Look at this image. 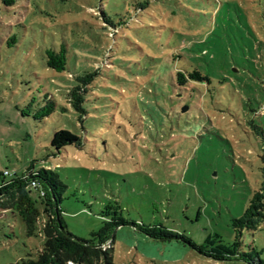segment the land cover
I'll use <instances>...</instances> for the list:
<instances>
[{
	"label": "rangeland",
	"instance_id": "374dc122",
	"mask_svg": "<svg viewBox=\"0 0 264 264\" xmlns=\"http://www.w3.org/2000/svg\"><path fill=\"white\" fill-rule=\"evenodd\" d=\"M63 46L58 72L46 52ZM192 65L212 82L180 85L177 68ZM85 71L94 76L80 120L67 92ZM62 128L82 145L57 153ZM32 163L68 186L60 207L76 237L91 239L117 202L127 221L190 240L123 225L107 242L116 264H264V223L243 231L250 262L235 257L233 227L264 173V0H0V174ZM28 190L22 211L35 222L0 208V264L43 245L45 204Z\"/></svg>",
	"mask_w": 264,
	"mask_h": 264
},
{
	"label": "trees",
	"instance_id": "16d2710c",
	"mask_svg": "<svg viewBox=\"0 0 264 264\" xmlns=\"http://www.w3.org/2000/svg\"><path fill=\"white\" fill-rule=\"evenodd\" d=\"M7 4H13L16 0H4ZM218 14V13H217ZM46 65L58 72L68 69V54L64 46L61 50H47ZM176 57V55H175ZM171 62V61H170ZM193 68H177L171 70V76L176 71V81L180 85L199 82L207 85L212 82L211 77L203 72L199 65H192ZM187 69V70H185ZM233 73V71H231ZM94 73L85 71V75L78 78L80 84L69 88L67 92V102L80 115V120L86 117L88 110L84 103L87 100L84 93L88 84L92 80ZM69 77H74L70 74ZM224 79H227L224 77ZM57 102L51 100L48 105L42 106L34 117L41 119L49 116L56 108ZM189 105L185 106L188 109ZM68 109V108H63ZM69 110V109H68ZM24 115H26L24 113ZM83 127V124H82ZM51 145L60 153L67 146L82 145L81 136L67 128L57 130L52 138ZM35 180L39 184L40 198L45 204L47 221L43 227L44 242L38 251L36 258L22 259L21 262L11 264H116L114 259V247H106L107 242L112 238L115 230L123 225H131L138 231L156 240L177 239L190 243L185 235L175 232L162 223L132 222L127 221L119 203L107 204L101 211L102 225L99 230L92 232L91 239H82L74 236L67 229V225L62 216L60 204L63 200V193L68 187L60 178L58 172L50 168L36 169L34 164L29 165L22 173L14 174L6 180L0 174V208L16 212L25 222H35L36 216L31 211L23 212L25 201L29 203L30 191L28 187ZM264 223V173L260 187L256 190L250 203L241 217L233 220V227L236 233L235 257L250 262L246 252H240L238 247L241 245L243 231L259 230ZM64 229V231L62 229ZM253 264V263H252Z\"/></svg>",
	"mask_w": 264,
	"mask_h": 264
},
{
	"label": "built area",
	"instance_id": "2783aa9c",
	"mask_svg": "<svg viewBox=\"0 0 264 264\" xmlns=\"http://www.w3.org/2000/svg\"><path fill=\"white\" fill-rule=\"evenodd\" d=\"M14 174H16V172H10L9 170H5L2 175L4 176V178H7V177H12ZM31 187H34L35 189L38 190L39 188V184L37 183V181L33 180L30 184ZM39 191V190H38ZM41 195H43L42 192H39ZM106 247H109L108 245H106Z\"/></svg>",
	"mask_w": 264,
	"mask_h": 264
},
{
	"label": "water",
	"instance_id": "95a60500",
	"mask_svg": "<svg viewBox=\"0 0 264 264\" xmlns=\"http://www.w3.org/2000/svg\"><path fill=\"white\" fill-rule=\"evenodd\" d=\"M61 229H62V228H61ZM62 230L64 231V229H62ZM115 232H116V230L114 231V233H115ZM114 233H113V234H114Z\"/></svg>",
	"mask_w": 264,
	"mask_h": 264
}]
</instances>
